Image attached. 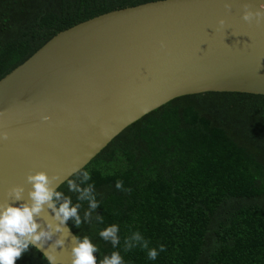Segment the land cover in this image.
Wrapping results in <instances>:
<instances>
[{
	"label": "water",
	"instance_id": "obj_1",
	"mask_svg": "<svg viewBox=\"0 0 264 264\" xmlns=\"http://www.w3.org/2000/svg\"><path fill=\"white\" fill-rule=\"evenodd\" d=\"M204 93L264 96V0H158L59 32L0 79V206L30 203L37 173L56 191L145 115ZM36 220L51 239L34 248L72 264L67 224L47 206Z\"/></svg>",
	"mask_w": 264,
	"mask_h": 264
},
{
	"label": "trees",
	"instance_id": "obj_2",
	"mask_svg": "<svg viewBox=\"0 0 264 264\" xmlns=\"http://www.w3.org/2000/svg\"><path fill=\"white\" fill-rule=\"evenodd\" d=\"M154 1L0 0V79L59 32ZM69 180L91 186L95 209L69 191ZM56 191L79 205V228L66 224L97 247L96 264L112 251L124 264H264V96L174 99L124 129ZM112 224L115 248L98 235ZM14 264L47 261L33 247Z\"/></svg>",
	"mask_w": 264,
	"mask_h": 264
},
{
	"label": "clouds",
	"instance_id": "obj_3",
	"mask_svg": "<svg viewBox=\"0 0 264 264\" xmlns=\"http://www.w3.org/2000/svg\"><path fill=\"white\" fill-rule=\"evenodd\" d=\"M259 15V13H258ZM244 19H248L245 16ZM6 139V134L3 137ZM83 181L89 179V173L83 171L81 173ZM28 182L32 185V191L29 193L30 203L21 204L19 206L4 205L0 206V264H14V261L20 259L26 254L29 248H33L37 243L51 239V233L47 230L37 229L40 227L36 217L43 210L44 206L53 209L54 218L59 221V224H65L69 219L74 223V226L79 228L81 218L78 215L79 205H73L71 199L63 197V193L55 191L49 187L50 181L43 173L27 177ZM69 191L80 193L78 200H88L89 207L95 209L97 203L91 195V186L81 189L74 181L68 182ZM119 187V184L117 185ZM22 193L21 188H13L11 196L14 200H20ZM63 201L57 205V201ZM89 214L85 213V219ZM118 226L115 224L109 225L102 229L98 235L101 239L111 243L113 248L118 244L119 237L117 236ZM55 231H60L57 226ZM76 246L72 249V264H96V260L92 253L98 249L93 245L89 237H76ZM133 240H140L138 233L132 234ZM57 246L62 244L61 240L55 242ZM147 245H142L146 247ZM131 245L125 239V250H130ZM148 259H155L157 252L150 249L147 253ZM47 264H53L54 256L48 255L45 257ZM100 264H124L123 258L119 252L112 251L108 256H105Z\"/></svg>",
	"mask_w": 264,
	"mask_h": 264
}]
</instances>
